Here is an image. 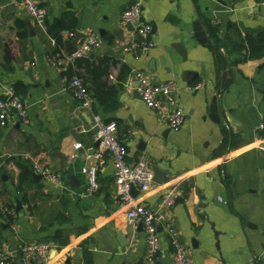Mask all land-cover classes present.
<instances>
[{
  "label": "crops",
  "instance_id": "1",
  "mask_svg": "<svg viewBox=\"0 0 264 264\" xmlns=\"http://www.w3.org/2000/svg\"><path fill=\"white\" fill-rule=\"evenodd\" d=\"M36 1L47 10L48 28L68 25L67 17H74V33L90 29L97 34L99 46L85 60L98 66L108 59V84H115L122 65L130 74L118 88L116 110L105 113L90 92V109H80L70 88L73 78L66 74L69 65L57 69L47 61L56 48L49 32L37 28L21 5L0 0V98L9 93L19 97L29 121L13 117L0 126V251L9 254L12 264H21L24 244L48 243L53 247L45 264H84L83 248L92 264H145V234L140 221L128 223L129 207L117 194L108 153L98 166L99 190L86 191L82 170L98 165L91 132L96 114L117 124L130 163L143 159L166 174L162 185L134 191L133 199L154 209L166 191L177 193L158 225V264H173L168 229L192 264H264V136L258 130L264 121V56L244 61L247 50L231 45L264 33L258 1ZM134 2L142 6V21L152 26L154 43L137 58L123 52L134 32L121 24L122 12ZM199 20L204 44L193 36ZM206 23L217 29L212 39ZM116 30L121 32L115 35ZM73 40L62 38L58 53L68 54ZM209 42L219 44L220 60ZM173 45L183 47L185 58ZM228 70L232 81L217 95L219 75ZM133 71L157 84L177 85L179 105L190 117L178 131L143 104L133 90ZM215 96L218 122L208 110ZM34 165L60 173L61 182L38 178ZM22 166L31 175L19 185ZM63 217L67 222H61ZM57 231L69 237L66 246L50 241ZM102 241L115 252L106 251Z\"/></svg>",
  "mask_w": 264,
  "mask_h": 264
},
{
  "label": "built area",
  "instance_id": "2",
  "mask_svg": "<svg viewBox=\"0 0 264 264\" xmlns=\"http://www.w3.org/2000/svg\"><path fill=\"white\" fill-rule=\"evenodd\" d=\"M12 3L21 5L31 18L33 23L44 34H48L47 10L36 0H10ZM259 5H264V0H257ZM121 24L131 25L134 38L127 45L123 52L137 58L154 47L151 39L152 26L142 21V6L138 2L132 3L121 14ZM84 39L81 40L74 52L70 54L58 53L47 59L48 63L57 68L63 69L78 59L87 57L99 46L97 34L88 29L82 32ZM62 38L72 39L74 31H62ZM133 90L138 94L143 104L150 110L161 115L172 131H178L184 123L185 114L178 102V89L174 82L163 84L154 83L146 75L139 71H133ZM201 85L196 86L199 89ZM75 99L82 110H89L92 99L86 85L81 79L74 77L70 82ZM17 118L23 124H28L26 108L19 97L9 93L0 98V126L4 127L11 118ZM264 136V121L258 127ZM92 137L99 143L97 154L98 165L82 170L86 180V191L94 194L99 190L98 166L105 162L104 155H110V163L113 168V177L117 185V194L129 209L127 220L129 224L137 221L142 223L146 238L147 253L145 264H154L159 253L158 225L165 220L166 213L173 207L176 199V191L168 190L164 193L159 205L150 209L137 202L131 196L130 190L134 187L141 193L147 192L153 182V173L149 164L139 159L130 163L127 159L126 146L119 140L117 125L114 122H106L99 115L92 116L91 122ZM76 145L75 148H78ZM33 174L40 176L44 181L52 184H59L62 180L60 173L51 171L48 167L39 165L33 166ZM171 245L173 247V264H192L189 253L183 245L175 238L171 229H168ZM48 243H27L20 249L21 264H45L47 255L52 249ZM0 264H12L8 253L0 251Z\"/></svg>",
  "mask_w": 264,
  "mask_h": 264
},
{
  "label": "trees",
  "instance_id": "3",
  "mask_svg": "<svg viewBox=\"0 0 264 264\" xmlns=\"http://www.w3.org/2000/svg\"><path fill=\"white\" fill-rule=\"evenodd\" d=\"M68 25L62 27H50L48 32L51 37L54 39L56 48L53 50L52 55L60 52L63 47V41L61 36V31L68 30L74 31V17H67ZM207 33L212 39L216 33V28L211 26L209 23L205 24ZM231 28V27H230ZM234 42V41H233ZM231 45L237 49H246L248 55L244 58V61L258 59L264 56V33H259L255 37L247 35L245 38H242L240 42H234ZM210 47L213 49L217 59L219 58V44L214 43V45L209 42ZM77 70H82L78 72ZM110 65H108V59H104L98 63V66L93 65L85 58L78 59L74 61L72 65H69L66 71L67 77L69 79L77 77L82 80V82L87 86L89 85L88 91L91 93L92 98L97 102V104L102 108L106 113L116 110L119 106L117 101L118 88H121L125 78L130 74V69L126 65H122L119 70V75L115 79V84H108L107 78L109 76ZM18 88L20 85L15 86V93L18 94ZM22 88V86H21ZM106 122H111L107 120ZM117 125V124H116ZM119 138V137H118ZM120 140V138H119ZM31 172L26 167H21V174L19 177V185H22L27 180H29ZM188 187L183 189V192L186 194ZM10 206L7 207L9 210ZM11 214V213H10ZM6 213L5 216L8 219H11V215ZM61 222H67L66 218L63 217ZM50 241L56 247H64L69 243V237L64 234L62 231H57L51 238ZM82 261L84 264H92V259L90 253L86 249H82ZM154 264H158L157 259H155Z\"/></svg>",
  "mask_w": 264,
  "mask_h": 264
},
{
  "label": "water",
  "instance_id": "4",
  "mask_svg": "<svg viewBox=\"0 0 264 264\" xmlns=\"http://www.w3.org/2000/svg\"><path fill=\"white\" fill-rule=\"evenodd\" d=\"M260 10L263 12L264 11V5H261L260 6ZM128 29L132 30V26L131 25H128L127 26ZM121 32L120 30H116L115 31V35H117V33ZM193 36L195 38V40L199 43V44H204L207 42V39H206V35H205V32L203 31V27L201 25V21L199 20L198 22H195L194 25H193ZM84 35L77 31L75 32V37H74V40H73V43H72V49L71 47H69V51H67L68 54L72 53L75 51L76 49V45L77 43L81 40V39H84ZM66 45H70L69 42H66L65 43ZM172 49L175 50L176 53H178L179 55H181L183 58H185V51L183 49V47L181 45H173L172 46ZM185 76V75H184ZM220 77V86H219V89L217 91V95L220 94V92L222 90H224L225 87H227L231 81H232V71L231 70H228V71H225V72H222L220 73L219 75ZM197 94V91H195V95ZM202 103L201 102H198L197 104V109H199L201 107ZM209 117L218 122V118H217V97H213L212 100H211V104L209 105ZM184 114H185V119H189L190 117L187 115V110L184 111ZM99 146V143L98 142H95L93 148L94 149H97ZM112 167V165H111ZM113 170V168H112ZM152 170V173H153V182L157 185H162L163 184V181L164 179L166 178V174L165 173H161L157 167L155 166H152L151 168ZM38 178H40L38 176ZM71 179H73L71 177ZM134 191H137L134 187L131 188L130 190V193L133 194ZM179 200V199H178ZM140 227H142V223L140 222ZM117 236H119V233L117 234ZM119 239V238H118ZM119 241V240H118ZM121 243V242H120ZM102 244L103 246L105 247L106 246V251H110V252H115L113 249H111L106 242L102 241ZM123 246V244H121Z\"/></svg>",
  "mask_w": 264,
  "mask_h": 264
}]
</instances>
